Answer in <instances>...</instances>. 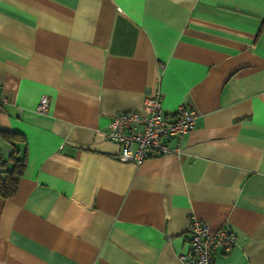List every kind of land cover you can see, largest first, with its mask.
I'll return each mask as SVG.
<instances>
[{
	"label": "crops",
	"instance_id": "obj_1",
	"mask_svg": "<svg viewBox=\"0 0 264 264\" xmlns=\"http://www.w3.org/2000/svg\"><path fill=\"white\" fill-rule=\"evenodd\" d=\"M156 91L194 111L180 150L119 160ZM0 95V264H180L192 218L237 236L213 264H264V0H0Z\"/></svg>",
	"mask_w": 264,
	"mask_h": 264
},
{
	"label": "built area",
	"instance_id": "obj_2",
	"mask_svg": "<svg viewBox=\"0 0 264 264\" xmlns=\"http://www.w3.org/2000/svg\"><path fill=\"white\" fill-rule=\"evenodd\" d=\"M6 98L0 95V103ZM47 108L46 97H41L36 110ZM194 111L179 104L171 117L162 108V96L158 91L145 94L139 110L114 114L105 136L119 145L117 158L135 164L166 153L178 152L184 135L191 129ZM4 159L0 150V176L3 175ZM189 247L178 253L180 264H213L217 249L228 251L237 243V236L225 228L212 229L196 218L189 222Z\"/></svg>",
	"mask_w": 264,
	"mask_h": 264
},
{
	"label": "trees",
	"instance_id": "obj_3",
	"mask_svg": "<svg viewBox=\"0 0 264 264\" xmlns=\"http://www.w3.org/2000/svg\"><path fill=\"white\" fill-rule=\"evenodd\" d=\"M13 138L14 134H10ZM11 167L3 170V175L0 176V195L9 197L16 191L18 180L25 167V158H12Z\"/></svg>",
	"mask_w": 264,
	"mask_h": 264
}]
</instances>
